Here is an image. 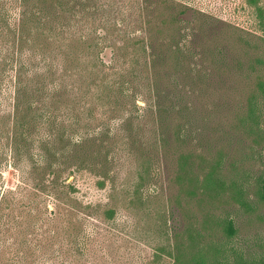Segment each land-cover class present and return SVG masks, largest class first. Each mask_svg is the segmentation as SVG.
Masks as SVG:
<instances>
[{
  "label": "rangeland",
  "instance_id": "374dc122",
  "mask_svg": "<svg viewBox=\"0 0 264 264\" xmlns=\"http://www.w3.org/2000/svg\"><path fill=\"white\" fill-rule=\"evenodd\" d=\"M180 1L206 16L179 18L187 59L156 69L151 49L135 42L158 38V28L167 39L173 28L161 24L174 11L140 16L107 6L122 0H31L21 22L14 11L15 34L0 23L3 54L32 57L44 90L54 89L31 84L32 102L47 108L34 115L48 112L87 139L83 148L65 141L74 173L62 180L75 191L63 195L57 233L0 238V264H175L178 248L194 252L192 238L209 246V264L264 258V107L248 108L264 82V32L246 0ZM211 172L216 185L202 192ZM21 176L4 164L0 192ZM230 220L233 237L224 231ZM80 226L89 234L76 235Z\"/></svg>",
  "mask_w": 264,
  "mask_h": 264
},
{
  "label": "trees",
  "instance_id": "16d2710c",
  "mask_svg": "<svg viewBox=\"0 0 264 264\" xmlns=\"http://www.w3.org/2000/svg\"><path fill=\"white\" fill-rule=\"evenodd\" d=\"M30 1L0 0V23L6 26L10 34H15L17 31L12 29V26L15 25L13 19L17 18V14L14 11L18 9L17 20L21 22L22 15L26 14L25 5ZM73 1L77 2L78 0H68V4L71 5ZM246 4L252 8L259 27L264 32L263 0H246ZM79 5L83 6L82 0H79ZM120 5L121 8H115L116 4H107L112 11L116 12L118 10L119 14L121 9L129 10L140 16L145 12L148 15H153L157 11H162V15H164L174 11L175 15H172L168 21L165 20L161 24L163 28H173L167 39L164 37L165 32L158 28V38L152 41L149 37H143L135 42L144 48L151 49L150 57L153 60L155 69L167 63L179 66L187 59L183 53L185 50L181 47L183 35L179 18L191 11L195 13L197 18H205L206 16L205 10L193 8V5L180 0H122ZM65 10L72 11L73 8L70 6V10L69 8ZM207 16L209 17V15ZM125 23L126 20L122 24L124 35L131 38L132 31L125 27ZM150 24L148 23V25ZM22 28H24V24ZM1 35L2 33L0 32V37ZM51 66L54 67L53 64ZM40 78L41 73L34 67L32 57L22 56L16 59L11 56L10 51H7L6 55L5 53L3 54V50L0 47V125H2V133H0V168L5 164L19 170L22 175L19 186L15 189L0 192V238L27 236L31 233H57L55 226L60 223L59 220L61 222L65 220L63 218L65 214L62 202L63 195L65 192L73 194L75 191L71 183H66L67 179L65 182L62 180L64 171L71 169L69 170L70 175L74 173L71 166V153H69L70 146L65 143L69 139L75 142L74 146L83 148V144L87 142V139L82 134H72L70 132L71 126H67L65 122L49 115L48 112L34 115L35 111L38 112L47 108H39L35 102H32L33 94L31 90L33 88L31 84L35 82L36 91L38 92L52 95L54 91V89L44 90ZM39 86L41 89H38ZM65 88L63 85L62 90L65 91ZM258 88L259 92L253 94L249 99L248 108L264 107L263 81L259 83ZM3 105L8 108L5 109V113L2 110L4 108ZM132 108H139V106L133 102ZM148 108L153 107L148 104ZM158 108L162 107L158 106ZM87 136L91 139L89 134ZM71 141L70 143L72 144ZM3 142H7L6 148ZM80 161L82 162L83 160L80 158ZM190 162L189 155L180 157V171L182 174L190 169ZM21 163L25 164L23 168ZM80 163L75 168L76 172L81 171L83 167ZM215 178L213 172L208 173L199 190L202 189V192L211 190L212 186L216 185ZM187 193L194 196L196 195V190H190ZM22 200H28V202L24 203ZM50 202H52L53 206L49 204ZM114 216L115 211L108 210V219L112 220ZM71 225V229L77 226L74 222H71ZM62 228L65 232V225ZM70 228L67 227V230H70ZM75 231L76 235L82 232L89 234L81 226ZM224 231L228 237L234 236L236 231L233 221H227ZM197 238H199L198 235ZM190 247L194 248V252H185L184 250L181 252L179 248L177 249L175 264H209V260H212L208 255L209 251H205L209 246H204L199 239L192 238ZM258 264H264V258Z\"/></svg>",
  "mask_w": 264,
  "mask_h": 264
}]
</instances>
